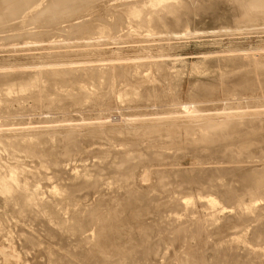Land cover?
<instances>
[{
  "label": "rangeland",
  "instance_id": "rangeland-1",
  "mask_svg": "<svg viewBox=\"0 0 264 264\" xmlns=\"http://www.w3.org/2000/svg\"><path fill=\"white\" fill-rule=\"evenodd\" d=\"M61 1L63 3H65V2L69 3L70 0H68V1L67 0H61ZM130 1L129 0H125V1L124 0H112L110 3H108L109 0H101L99 2L96 1L97 3L96 2L94 3V7L97 5L98 9L96 6L95 8L92 7L91 10H88L90 12L93 9L96 10V12H94V10L92 11L94 14L89 12L90 14H88L89 15L88 17L85 14L88 12L83 11L85 15H82L83 12H80V14H78V13L74 12L76 10L74 8L75 6L73 7L74 9H72V5H70L68 10L69 11L72 10V12L66 11V13H68V14H65V16L60 18L61 20L60 19L53 20V18L56 19L59 15L57 17L56 16L54 17V15L50 16L51 14H49L52 21L57 22L60 20V21H62L63 24L59 21L58 23H60V24L57 23V26H55L57 28H55L53 26V23H55V22H52L49 19L48 20L49 23H48L45 21V19L47 20V17H45V19H43V21L41 20L42 22L39 21V23H36L37 24L36 26L35 25L33 26L34 28H36L35 31H34L33 27L31 28L32 31L29 32L31 34H29L26 31V28L23 26V25H26V24H24V20H21L23 18L19 19L20 22L18 21L16 23V26L14 25L15 29H14V27H11L13 29H10V27H7L9 30L8 31L6 28V25L3 24L0 26V28L2 29V30L0 29V75L3 77L2 78L0 76L2 78V80L0 78V81L2 82V83L0 82L1 86L4 85L5 83L10 82L13 79L11 77H4L10 73H11V76H14V75H18V74H27L28 73L27 71H29L31 73H33V72L35 73L37 71L38 72H41V71L45 72V71H50V70L54 71L57 69L58 70H68V69L71 70L74 68L75 69L78 68V69H82V70L84 69V72H86V71L90 70V66L93 69L97 68V71L99 69V71H98L99 73L105 72L104 74L102 73V74L98 75L99 76L98 78H100L101 80L98 79L99 81L98 80L97 81L99 82V85L95 84L97 86H94L95 89L97 90V92L95 91L93 97L88 99V100H91L92 102H90L88 100L82 101L84 104L82 102H78V103L76 102V104L74 106V101L73 102L70 101L69 103L66 102L67 104L63 103L62 105L53 103L55 105L54 106V105H52V103L51 104L47 103L44 99H41V100L38 99L37 98L38 94L37 95L34 94L31 96L26 95V97H23L24 95H22V96L18 95L19 99L16 96H14L13 98H11L10 100H8L6 102V104L8 102H10V103H8V105L5 104L6 105L5 107H3L2 109L0 108L1 109L0 110V124H1L0 125L1 126L0 134L2 133V135H0V136L1 137L5 136L4 140L1 137L0 138L3 141H5V139L8 140L9 138L11 140H13L14 139L13 137H16V136H17V140H22V139L24 140L25 136H27V137H25V139L35 138L36 136H38L37 138H39V137L41 138L42 134L44 135L42 138H45V139L47 137H48L47 139H51V138L53 139L55 136H57V138L53 139V142L57 140L56 142H54L56 147L54 145H53L54 147L52 146V151H55L54 153H56V154L52 153V151H51V154H52L51 159L54 157V162H57V163L60 162L59 165L61 166V168L64 167L62 169L64 172H67V174H71V175H73V174L77 175L76 176L77 178H80L78 176L79 175L78 173H81L84 170L89 171V169H90V172L93 174V176H95L97 174L95 178H98V179H96V184L94 183L95 185L92 183H86L84 185H80L81 181H79V180H81V179L78 180V179H76V177H74L72 179V181L71 180L70 181L65 180V181L61 182L58 179H55V176L53 174L54 172L52 171L53 173H50V170H49V172L48 171L47 172L50 173L51 176L53 174L52 177L55 180L50 176V174L47 173V175H49L50 179L48 178L46 180V179H44V177L39 176L40 178H36V179L38 181L39 180L40 181L38 182L37 180H34L35 181L34 184L38 185V186L40 185L42 187V188H40L41 192H43L42 189L45 190L42 193L45 197L41 196L42 198L44 197V198H50L51 199L50 202L53 204V206L51 203H49V205H50V211H51L52 215L54 214L53 216H55V213H56V216L58 214H60V212H58L59 209L61 211L64 210V212H65L64 218H67L68 220H72V221L74 220L75 222H77L85 233V236H83V237H85V239H87L89 236H91L94 233L92 230V227L89 225L91 222V218L93 216L100 217V216H104V215H109L110 212H108V211H111L112 215L113 214L116 215V217H114V219L116 220L114 222V224H115V227L117 226V228H114V229H117V230H114V232L112 233V238L109 237V239H108L109 240L108 244L111 246V247H109V251H111V253L108 255H115L116 258L114 257V261H117V260L119 261V259H120V260H122L121 262H123L124 258L127 259L126 261L133 260L132 257L137 256L140 253L139 255L142 256V261L141 260H139L140 262L136 261V262H134L135 264L136 263L137 264H144V263L145 264L146 263L147 264H185L182 261L183 257H184V261L185 260L188 261V260L192 259L193 264H204V262H205V264H211V263L212 264H218V263L219 264H224V263L225 264H251V263L252 264H262V262L264 264V251H262V250H264V246H263L264 245V221H263L264 220V212H263L264 211V207H263L264 206V194H263L264 193L263 192L264 191V184L262 183L263 185H261V183H260L259 184L260 186H259L258 183L254 182L256 184L255 185L252 181V180H254V181L257 180V178H259V175H260V177L264 176V173H263V171H264V72H262V71H264V69H263L264 68V20H263L264 17H263V15H257V16H255L256 18L253 17V21L251 20L252 18L248 19L246 17V19H245V17H242L243 14H242V12H240L241 10H240L239 6L236 4L234 5V2L231 3L233 0H231V1L230 0H178V1L174 0V2H173V0H170V1L167 0V2H166L167 4H177L178 6L176 5V7L179 8V6H182L183 8L180 7V9H181L180 11L179 10H173L174 8L173 9L167 8V10H168L167 11L164 8V9H162L163 12L160 11V14L157 12V15L160 16V18L156 16V13H154V15L151 16V18L149 19V23L147 24V26H145L146 28L142 27V26L140 28L139 23H137V24L135 23V22H137V20L140 19V15L138 16V14H135L136 12L135 13L130 12L131 14L130 13L129 14L131 15V18L133 20H131L129 22L130 15H129V17L127 16L125 18L126 19L125 27H124V25H123V27L120 26L116 29L118 31H116V30L114 31L113 30L114 28L111 26V25H113V23H112L113 17H111V15H110L111 12L113 14H115L114 12H116V13L120 12V10L124 9V7H125L124 5L128 6L130 3H132V4L134 3V4L139 5V6L143 5L142 7L146 6L147 7V8L145 7L146 9L149 8L148 3L147 4L144 3L145 1H148V0H142L141 2H143L144 4L140 3L139 0L138 1L132 0L133 2L132 1L130 2ZM164 1H166V0H163L162 2H164ZM137 2L139 4H137ZM70 3H72V2L70 1ZM183 3H185V4H183ZM41 4L43 6L45 3H41ZM140 4H142V5H140ZM180 4H182V5H180ZM103 6H104V8H103ZM105 8H106V10H105ZM32 9H28V12H29V10H32ZM107 9H108V11H107ZM109 9H111L112 11L111 10L109 11ZM175 9H177V8H175ZM165 10L168 12V15H170L172 18L170 16L166 15L167 12ZM172 11H174V12L178 11V13L180 12L182 15L179 13L180 16H178L177 12L172 13ZM102 12H104V13H102ZM108 12H109V15H108ZM257 12L258 11H256L255 14H257ZM164 13H165V15H164ZM76 14H77V16H76ZM100 14H103L105 19L107 17V19L109 21H112V22L108 23V21L106 19L105 20L106 23H105L103 21L104 17L102 19V15L100 17ZM113 14H112V16H113ZM134 14L137 16L134 17L133 16ZM171 14H173V15H171ZM46 15H48V13H44V16H46ZM93 15H96V16H93ZM106 15H108V16H106ZM80 16L82 17L81 21H80V19H81ZM64 18H66V20ZM135 18H136V21H135ZM173 18H175L176 21ZM242 18L245 20V22L243 21ZM258 18H259V21H258ZM160 19L161 20L165 19V20L161 21ZM177 19H179L180 21ZM240 19H242V20H240ZM90 20H92L93 22ZM101 20H102V22H101ZM249 20L252 22H250ZM255 20H257L258 22H255ZM89 21H90V23H89ZM132 21H135V22L132 24ZM163 21H165L167 24ZM237 21H238V24H237ZM50 22L52 23V25L49 26ZM77 22H79V23H77ZM84 22H85V24H84ZM91 22L93 24H95V26ZM152 22H154V23H152ZM172 22H174L175 24ZM241 22H243V23H241ZM80 23H82L83 25H88L87 26L88 28L81 26L82 30H85V31H81V28L79 30L77 29L78 31L76 29H73L74 27L72 28L73 24H74V26H76V28H79L80 25H82ZM97 23H99V24H97ZM100 23H101V25H100ZM161 23L163 26L161 25ZM20 24H23V25H20ZM134 24H135V26H134ZM168 24H169V26H166ZM89 25H91L90 29H89V27H90ZM97 25H98V27H97ZM51 26H53V28ZM93 26L95 28H93ZM99 26H101L100 28H102V29L105 28V31L108 30L109 27L111 26L110 29L112 30V32L110 29L108 32H105L104 29L103 30L99 29ZM48 27H51V29ZM152 27L154 29H152ZM167 27H168V29H167ZM3 28H5V29H3ZM21 28L23 30H21ZM86 28L90 31H88V30L86 31ZM106 28H108V29H106ZM150 28L152 30H150ZM63 29H65V30H63ZM95 29L97 31H95ZM99 30H100V32L104 31V32H102V34H105V35H103V36H102V34L100 35V32L96 33ZM71 31L73 33H71ZM148 31H150L151 33ZM66 32H68V33H66ZM74 32L77 34H74ZM109 32H111V33H109ZM81 33H83L85 36ZM126 33H129V34H126ZM23 34H25V36ZM71 34H74V35L71 36ZM78 34H80V35H78ZM10 35H11V37H10ZM13 35H14V37H13ZM37 35H39V36H37ZM98 35H100V36H98ZM3 37H5V38H3ZM44 37H45V39H43ZM18 39H20V40H18ZM5 41H7V42H5ZM36 41H37V44L35 43ZM94 43H95V45H94ZM84 44H86V45H84ZM30 46H31V48H30ZM70 46H72V47H70ZM61 54H62V56H61ZM261 65H263V66H261ZM118 66L121 68V72L124 69H128V70H126L127 73H125L126 72L125 70L123 71L125 74L122 72V75L124 74L125 76L123 75L124 78L122 77V75L119 77V81H120L119 84H118V78L115 80L108 81L110 79V77H109V74L107 73V71L111 70V67H118ZM122 66H123V69H122ZM47 67H48V69H47ZM259 68H261L262 71ZM41 69H43V70H41ZM133 70H134V72H133ZM90 71H93V70H90ZM128 71L132 72V75L134 74V77L137 78L138 80L132 79V81H131L130 79L133 76L131 75V77H130L131 73ZM135 71H137V72H135ZM148 71H150V72H148ZM93 72H95V71H93ZM14 73H16V74H14ZM106 73L108 74L107 77L105 76ZM135 73H136V76H135ZM127 75H129L130 78ZM8 76H10V75H8ZM101 77H103V78H101ZM125 77H126V80H125ZM127 77L129 80L127 79ZM9 78H10V80H9ZM121 78L124 79V81H123L124 83L121 82V80H120ZM146 78H147V80H146ZM105 79H108V80H105ZM141 79H143V80H141ZM125 81H127V82H125ZM130 81L132 84L134 83L133 85L137 86L135 88L140 90V93H138L139 91L136 92L137 89H135V92L137 94L134 93L131 96L134 98L137 95L134 99H132L130 96H128V97L123 96L125 91H127L130 88L129 87ZM98 82H96V83H98ZM101 82L104 84V85L102 84V88L104 87L103 89L100 86ZM113 82H116V83H113ZM107 84L110 86L111 85L114 86L113 87L114 89L112 87H109ZM139 85H140V87H139ZM98 86H99V88H97ZM105 86H107V87H105ZM2 87H4V86H2ZM231 87H232V89H231ZM108 88H109V90H108ZM100 90H103L102 92H104V93H102ZM105 90H106V92H105ZM110 90H112V91H110ZM159 90H160V92H159ZM231 91H233V92H231ZM149 92H150V94H149ZM203 92H205V93H203ZM96 94L97 95L101 94V95L97 96ZM109 94H110V96H109ZM120 94H122V96H120ZM141 94H143V95H141ZM144 94H146V95L144 96ZM154 95H155V97H154ZM33 96H35V97H33ZM31 97L34 99H32ZM97 98H99V99L97 100ZM15 100L16 101L18 100V102H16ZM21 100H23V101H21ZM38 101H39V103H38ZM13 102H14V104H13ZM87 102H89V103H87ZM200 102H202V103H200ZM37 103L39 104L38 106H37ZM40 105L43 108H41ZM76 105H78V106H76ZM155 105H157V106H155ZM205 105H207V106H205ZM7 106H9V108ZM44 106H45V108H44ZM48 106L50 108L46 109V108H48ZM52 106L55 109H53ZM5 108H6V110H5ZM17 108H19V109H17ZM39 108H41V110ZM58 108H61V109H58ZM3 109L5 110V113H4ZM48 113H49V115H48ZM256 113L257 114L261 113V114L257 115ZM10 114H12V115L10 116ZM13 114L14 115L16 114L17 116L15 115V117H12ZM8 115H9L10 119H9ZM3 117H6V119H8V120H6ZM44 117H46V118H44ZM254 117H256V118H254ZM258 117H259V119H258ZM230 119H231V122H230ZM11 121L13 124L11 123ZM186 122H188V123H186ZM223 124H224V126H223ZM245 124H246V126H245ZM139 125H141L142 128ZM156 126H157V128L155 130L154 127H156ZM159 126H161V127H159ZM204 126L207 130H210V129L212 130V131L210 130L212 133H214V134L210 135L212 138L208 137L210 131L208 133V131L204 128ZM208 128H210V129H208ZM220 128L222 130L223 129H225V130L218 131ZM238 128H239V131H237ZM200 129H201V131H200ZM242 129H244V130H242ZM254 129L256 130V132ZM241 130L245 133H243ZM259 130H260V132H259ZM206 131H207V133H206ZM215 131L219 135L217 134L216 138L213 139V135L215 136V134H216ZM173 132H175L174 134L176 135V137L173 134ZM241 132H242V134H241ZM48 133H49V135H48ZM51 133H54V134H52L54 137L51 135ZM204 133H205V135H204ZM237 133H238V135H237ZM35 134H37V135H35ZM66 134L69 136H67ZM141 134H143V135H141ZM224 134H225V136H224ZM29 135H30V137H29ZM72 135H74V136H72ZM177 135H179V136H177ZM19 136L21 139L19 138ZM241 136H244V137H241ZM58 137H59V139H58ZM170 137H172V139H170ZM203 137H205L204 141H203ZM65 138H67V139H65ZM225 138H227V139H225ZM247 138H249V139H247ZM250 138H252V139H250ZM62 139L64 140V142ZM72 139H73V141H72ZM103 139H105V140H103ZM205 139L206 140L208 139V142ZM209 139L215 140L217 142L219 141V142H218V144H215L217 142L214 141L215 142L214 143L213 141H210ZM223 139H224V141H223ZM2 140H0V169L5 170L6 166H8L9 164L15 163V161L12 160L11 158L9 159V156L7 155V153L4 152L3 147L1 148V145H2L1 143L3 142ZM60 140H61V142H60ZM65 140H66V143H65ZM67 140H69V141H67ZM192 140L193 141L195 140V142H193ZM201 140H202V142H200ZM231 140H232V142H231ZM71 141L74 144H72ZM74 141L76 143H79V148H78V146H76V143ZM220 141L222 144H224V146L220 143ZM204 142H207L209 144L204 143ZM248 142H250L249 145H247ZM67 143H69V144H67ZM255 143H257V144H255ZM193 144H195V147H193L194 146ZM250 144H252V145H250ZM208 145H209V148H207ZM238 145L241 146V149L239 148ZM58 146H59V149H58ZM166 146H168L169 148ZM188 146H190V147H188ZM196 146L198 148H196ZM219 146H220V148H219ZM70 147L72 150L74 148L78 151L73 150L74 151L73 152L70 149ZM80 147H82V148H80ZM54 148H57L58 152H57V149L54 150ZM62 148H63L64 154H66V152H69V154H66L68 156L67 159H65L66 155L64 156V155H62L63 153H61ZM228 148L230 150H228ZM199 149H200V151H199ZM244 149H245V151H244ZM178 150H179V152H178ZM214 150H217V151L220 150V151L217 152ZM239 150H240V152H239ZM79 151H82V152H79ZM70 152L72 154H70ZM243 152H244V154H243ZM77 153H78V155H77ZM233 153H234V155L236 153L237 154L240 153L239 154L240 157L237 154L235 156L232 155ZM53 154H54V156H53ZM56 155H59V157ZM125 155H126V157H124ZM149 155L152 156V158ZM224 155H226V156H224ZM246 155L247 156L249 155V156L247 157ZM23 156H24V158H23ZM27 156H28L27 154H24V155L22 154L21 157L19 158L20 160L18 159L19 162L17 161L18 164L21 163L20 166L23 169L25 168L24 170H27L26 171L27 173L30 170L29 172L31 174L30 173L29 174L32 175L34 173H38V170L41 171L43 169L44 161L42 158L38 157V159H39L38 160V159H36L37 157L34 155H32L33 157H31V155H29V157H31V158H29V157L27 158ZM63 156H64V159H63ZM61 157H62V159H61ZM114 157L116 158V160ZM121 157H123V158L120 160ZM162 157H164V158H162ZM168 158H169V160H168ZM129 160H132V162ZM158 160H159V162H158ZM163 160H165V161H163ZM39 161H41V162L39 163ZM122 161H124V163H121ZM127 161H128V164L124 165L125 163H127ZM142 161H143V163H142ZM5 163L8 165H6ZM22 163L24 165H22ZM119 163H121V164H119ZM39 164H40V167H39ZM111 164H113V165H111ZM129 164H130V166L128 167ZM4 165H6V166H4ZM84 165H86V166H84ZM123 165H124V167H123ZM134 165H136L137 168ZM79 167H81V168H79ZM111 167H112V169H111ZM91 168H92V170H91ZM123 168H124V172H122ZM126 168H128V169H126ZM35 169H37V170H35ZM75 169L77 172L75 171ZM81 169H82V171H81ZM101 169L102 170L104 169L105 171H102ZM106 169H108V170H106ZM119 169H121V171ZM129 169H132L133 173L131 172L132 170H129ZM99 170H101L103 173ZM202 170H203V172H202ZM239 171L240 172H247V174L249 173L248 175L252 179L251 180L252 182L248 183L249 185L243 184L242 186L237 187L233 183L231 184V182L229 180H233L236 172H239ZM115 172H116V174H115ZM167 172H168V175L166 176ZM197 172H198L199 176H201V178L203 176H206L207 173H211V172L214 174H218V176L216 177L217 179L215 178L216 184H215V181L212 182L213 184L211 183V185L205 186V187H203V185H201L198 182L196 184V182H194L192 180L200 178L198 176ZM250 172L252 173L253 176L252 175L250 176V174H251ZM256 172L258 173V175ZM99 173H102V174L99 175ZM111 173L113 174V176H111L112 175ZM124 173L125 174L130 173L129 175H131V173H132V178L129 177V181H131V182L125 181V182L121 183V187H123L122 190H120L121 188L116 189L112 186H110L111 187L110 188L107 185L108 180L105 181V179L107 178L106 176L109 177L108 179H111V177H112V179H111L112 181L116 180L115 181L116 182L115 185H116L120 180L119 178H122L121 176H123ZM201 173H204V175ZM220 173H224L227 175L231 174V175L230 176H224L222 174V176H221ZM98 175L100 178L98 177ZM101 175H103V176H101ZM169 175H171L173 177V179ZM176 175H177V177H176ZM117 176H118V179H117ZM197 176H198V178H197ZM256 176H258V177L256 178ZM162 177H164L165 179H163ZM166 177L170 178V180H168ZM228 178H229V180H228ZM42 179L44 180V182ZM100 179L101 180L104 179V180H102V183H101ZM183 179L186 181L191 180L190 181L191 183H189V182H188L189 184L183 183L184 182ZM53 180L55 182L57 181L58 183H62V184H59V185H61L62 189L65 188L66 190L67 189L71 190V194H69L70 196L68 195V197L66 199L67 202L65 200H63L64 198L62 197V195H59V194H57V196L52 195V198L54 199L53 201H52V198L48 196L52 192L51 190H53L52 187L54 188V187L59 186L58 183L57 182L55 183ZM172 180L173 181L177 180V182H173ZM46 181H48V183ZM178 181L179 182L181 181L182 185H179L181 183H178ZM105 182H106L107 186L105 185ZM160 182H162V184H160ZM49 183L52 184V185H50L51 188L50 187L47 188V186H49ZM123 183H125V185H122ZM174 183H176V184H174ZM55 184H56V186H53ZM73 184H75V185H73ZM91 184H92V186H91ZM45 185H47V186H45ZM63 185H64V187H63ZM65 185H67V186H65ZM103 185H105V186H103ZM128 185H129V187H126ZM216 185H218V186H216ZM250 185H252L251 187H253V185H254V187L251 188ZM95 186H97V187H95ZM179 186H181V187H179ZM210 186H211V188H210ZM243 186H245V188H243ZM69 187H71V188H69ZM75 187H77V188H75ZM80 187H81V189H79ZM99 187H100V189H99ZM260 188H261V190H260ZM218 189H221V190H218ZM46 190L49 192V194H46V192H47ZM73 191L75 193H73ZM130 191H132V192H130ZM104 194H105V196H104ZM215 195H217V196H215ZM113 196H114V199L117 198L118 200L116 199L114 202ZM138 196H139V198H138ZM6 197L7 196H3L2 194H0V213H1V219L0 220L3 222V223L2 222L0 223V227L2 229L5 228V230L0 229V235L1 234L6 235V236L5 235L0 236V264H12V263L13 264H33V263L34 264H49L50 263L49 258H47L48 256H47L46 251L45 250L43 251V249L41 247H37L36 249L26 247L24 240H22V238L20 237L22 234V231L23 232L35 231L34 233L37 236L42 234V236H44V237L41 236V240L45 241V239H49L48 243L50 245L52 244L53 248L54 247H60L61 249L67 248L66 252H63L65 257H63V255L61 257V262L67 264L68 263L67 260H70V258H68V257H71L69 252H68V248H69V244H70V242H69L70 238L67 236H64V235H60L61 237H59V235L56 236V233L51 232L53 230V226L49 225L50 223L48 220H50V222H55V221L49 218L47 220L46 219H44V220L40 219V221H39V219H37V221H34V223H35V224L33 223L34 225L31 223H29L30 225L28 223H24V222H22L24 220L18 218L19 217L18 214H17L18 217L15 216L16 211H18V210L11 203V200L9 201V199L8 198L6 199ZM141 197H142V200H141ZM147 197H149V199ZM106 198H109L108 199L109 201L108 200L106 201ZM73 199H74V201H73ZM122 199H123V201H122ZM193 199H195V200H193ZM7 200L11 204L6 205ZM57 200H58V203H56ZM61 200H63V201H61ZM252 200L254 202L255 201L256 202L254 203ZM44 201H46V199L45 200L43 199V203H44ZM133 201H134V203H133ZM180 201H181V203H180ZM40 202H42V199H40ZM101 202H102L103 207H102V205L100 207ZM125 202L127 204H125ZM128 202H130V203H128ZM143 202H144V204H143ZM173 202H175V203H173ZM136 203H138V204H136ZM139 203H141L142 206ZM147 203L149 205H146ZM191 203H192V205H191ZM75 204H77V205H75ZM108 204H109V206H108ZM135 204H136V207H135ZM255 204L257 207L255 206ZM124 205H125V207H124ZM191 206L193 208H190ZM245 206H248V207H245ZM142 207H144V208H142ZM56 208H58L57 211H56ZM108 208L115 209L114 210L115 212H113V209H108ZM99 209L100 210L102 209V210L100 211ZM104 210L106 212H108L109 214L106 213ZM75 211L76 212L78 211L77 213L80 212L78 214V216H77V213ZM93 211H95V214ZM165 211H167V212H165ZM244 211H245V213H244ZM187 212H189V214ZM246 213H247V215H246ZM73 214L76 216H74ZM86 214H88V215H86ZM90 214H91V216H90ZM84 215H86V216H84ZM235 215L237 216V218ZM2 216H3V218H2ZM250 216H251V218H250ZM71 217H72V219H71ZM211 217H212V219H211ZM76 218H78V219L80 218V220H78ZM213 218H214V220H213ZM6 219H8V222L6 221ZM82 219H84V220L81 221ZM154 219H156V220H154ZM4 220L8 224L7 225L8 229L3 226L6 224L4 222ZM47 221H48V223H47ZM203 221H204V223H202ZM170 222H171V224H170ZM16 223H18V225ZM210 223H212V225ZM1 224H3V225H1ZM81 224H83V227L81 226ZM88 225L90 228L88 227ZM171 225H172V227H171ZM27 226H29L30 229L27 228ZM30 226H32V228ZM43 226L46 228H44ZM47 226H48V228H47ZM19 227H21V229ZM185 227H186V229H185ZM199 227H200V229H198ZM16 228H17V231H16ZM18 228H19V230H18ZM33 228H36V229H33ZM49 228H50V230H49ZM86 228L88 230H86ZM245 228H247V229H245ZM252 228L254 230H252ZM6 229L9 231L6 232ZM10 229H11V232H10ZM12 229L14 230V232H16V234H19L18 232L20 231V236L19 235L16 236V234L13 232ZM25 229H26V231H25ZM46 229L48 231H46ZM202 230H203V232H202ZM262 230H263V232H261ZM115 231L117 232V234L114 235ZM2 232H5V233H2ZM36 232L39 234H37ZM47 232L50 233V235ZM210 232H212V234ZM46 233L48 236H46ZM183 233H184V235H183ZM199 233H200V235H199ZM251 233H253V234H251ZM185 235H186V237H185ZM204 235H206V236H204ZM45 236H46V238H45ZM113 236H114V238H113ZM124 236H125V241H124ZM210 236H211V238H210ZM54 237H56V238L54 239ZM175 237L178 239H176ZM183 238L185 240L187 239L186 240L187 242ZM229 238H230V240H229ZM231 238H232V240H231ZM59 239H61V240H59ZM117 239H119V240H117ZM127 239H128L129 244H127L128 243ZM217 240H219V241H217ZM226 240L230 241L229 245L227 244L228 242L224 243ZM53 241H54V243H53ZM65 241L66 242L68 241V243H66ZM58 242H59V244H58ZM122 242H123V244H122ZM118 244H119V246H118ZM124 244L126 246L128 245V247H129L128 252L123 251L122 245H124ZM195 244H197V245H195ZM220 244L222 247H219ZM225 244H227L228 246ZM230 244H231V247H230ZM130 245H132V246H130ZM43 246L44 245H42V247ZM114 246L117 248V250ZM120 246H121L122 251L120 250ZM184 246H185V248H184ZM224 246L226 247V249ZM247 247H248V250H247ZM21 248H22V250H21ZM38 248L39 249L41 248L40 249L41 251ZM28 249L35 250L36 255L33 254L34 253L33 251H30V250L28 251ZM131 249H132V251H131ZM135 249L137 251H135ZM85 250L80 252V253H78V251H74V256L71 257V259L73 260V262L75 264H78V263L79 264H82V263L83 264H89V263H91V264H108L107 259H103L102 256L100 255L102 252V251H100L101 248L98 249V247H95L94 251L96 252V254L94 251H92V254H91L92 256H90L91 259L87 256L88 252ZM112 250H114V252H112ZM181 250L183 252H181ZM187 250H188V252H187ZM107 252H108V249H107ZM185 252H187V254H185ZM250 252H252V253H250ZM258 252H260L261 254ZM76 253L78 256L76 255ZM81 253L83 254V256ZM178 253H179V256H178ZM182 253L184 254V256ZM190 253H191V256H190ZM79 254H81L83 259L80 258ZM130 254H132L130 256L131 258L129 257ZM194 254L195 255L197 254V255L195 256ZM125 255H126V257H125ZM255 255L258 257L260 256V257L258 258ZM84 256L86 259L84 258ZM94 256H96V257H94ZM181 256H182V258H181ZM255 257L259 260L257 261V259ZM153 259H154V261H153ZM75 260H77V261H75ZM180 260L182 261V263H180L181 262ZM231 260H233V261H231ZM143 261H144V263H143ZM187 261H185V262H187ZM230 262H232V263H230Z\"/></svg>",
  "mask_w": 264,
  "mask_h": 264
},
{
  "label": "bare ground",
  "instance_id": "bare-ground-1",
  "mask_svg": "<svg viewBox=\"0 0 264 264\" xmlns=\"http://www.w3.org/2000/svg\"><path fill=\"white\" fill-rule=\"evenodd\" d=\"M68 1V0H67ZM70 1L72 2V3H70ZM69 1V3L67 2H65V3H63L61 0H0V26L1 25H6V28L7 27H10V29H13V28H11V27H14V29H15V26H16V23L19 21L20 22V20L19 19H21V18H23V19H21V20H24V24H26V25H23V24H20V25H23L25 28H26V31L29 33V32H31L32 30H31V28L35 25H37L36 23H39V21H43V19H45V17H47V20L45 19V21L46 22H48V20L50 19L51 20V18H50V16H52V15H54V17L56 16H58L56 19H54L53 18V20H58V19H60V18H62L63 16H65V14H68V13H66V11H68V12H72V10H68L69 9V6L70 5H72V9H76L74 12H76V13H78V14H80V12H88V13H85L86 14V16L88 17L89 15L88 14H90V13H92V14H94L92 11L94 10H92L91 12L90 11H88V10H91L92 9V7L93 8H95L94 7V3L96 2V1H101V0H70ZM112 0H109V2L108 3H110ZM125 1V0H124ZM130 1V0H129ZM132 1V0H131ZM130 1V2H131ZM138 1V0H137ZM142 0H139V2L140 3H142V4H147L148 3V5H149V8L148 9H146L145 7H142L143 5L142 4H140V5H142V6H139V5H136V4H132V3H128L129 5L128 6H126V5H124L125 7H124V9L123 10H120V12H114L115 14H113L112 12H111V17H113V22L112 21H109L108 19H107V17H106V19H107V21H108V23L109 22H112L113 23V25H111L114 29V31L118 28V27H120V26H122L123 27V25H124V27H125V21H126V17L128 16L129 17V15L131 14L130 12H136L135 14H138V16L140 15V19L139 20H137V22H135L136 21V18H135V21H132V24L135 22L136 24L137 23H139V26H140V28H141V26L142 27H145V26H147V24L149 23V19L151 18V16H153L154 15V13H156V16L157 17H159L160 18V16H158L157 15V12L160 14V11L161 12H163L162 11V9H166L167 10V8H174L173 10H181L180 9V7H182V6H179V8L178 7H176V5L177 4H167L166 2H167V0L166 1H164V2H162L163 0H148V1H145L144 3L143 2H141ZM170 1V0H169ZM178 1V0H177ZM231 1V0H230ZM47 2V3H46ZM118 2V1H117ZM128 2V1H127ZM133 2V1H132ZM172 2V1H171ZM170 2V3H171ZM173 2H174V0H173ZM193 2V1H192ZM234 2V5L236 4V5H238L239 6V8H240V12H242V17H245V19H246V17L248 18V19H251L252 21H253V17H255V16H257V15H263V17H264V0H233L231 3H233ZM41 3H45L43 6H42V4ZM97 3V2H96ZM107 3V4H108ZM120 3V2H119ZM169 3V2H168ZM177 3V2H176ZM180 3V2H179ZM178 3V4H179ZM41 4V5H40ZM75 4V5H74ZM127 4V3H126ZM137 4H139L138 2H137ZM183 4H185V3H183ZM147 5V6H148ZM180 5H182V4H180ZM75 6V7H74ZM121 6V5H120ZM119 6V7H120ZM178 6V5H177ZM199 6V5H198ZM34 7V8H33ZM43 7V8H42ZM74 7V8H73ZM109 7V6H108ZM123 7V6H122ZM185 7V6H184ZM33 8V9H32ZM71 8V7H70ZM103 8H104V6H103ZM116 8V7H115ZM175 8H177V9H175ZM183 8V7H182ZM237 8V7H236ZM28 9H32V10H29V12H28ZM97 9H98V6H97ZM185 9V8H184ZM238 9V8H237ZM105 10H106V8H105ZM104 10V11H105ZM111 9H109V11H110ZM165 10V11H166ZM46 11V12H45ZM48 11V12H47ZM107 11H108V9H107ZM112 11V10H111ZM164 11V12H165ZM168 11V10H167ZM166 11V12H167ZM170 11V10H169ZM256 11H258L257 12V14H255V12ZM28 12V13H27ZM84 12H83V14L82 15H85L84 14ZM90 12V13H89ZM94 12H96V10H94ZM106 12V11H105ZM174 11H172V13H173ZM177 13H178V11H176ZM176 12H174V13H176ZM184 12V11H183ZM27 13V14H26ZM44 13H48V15H46V16H44ZM102 13H104V12H102ZM130 13V14H129ZM170 13V12H169ZM180 13V12H179ZM178 13V16H180V14ZM187 13V12H186ZM25 14V15H24ZM43 14V15H42ZM49 14H51L50 16H49ZM72 14V13H71ZM70 14V15H71ZM75 14V13H74ZM91 14V15H92ZM112 14H113V16H112ZM133 15L134 17H136L137 15ZM184 14V13H183ZM97 15V14H96ZM96 15H93V16H96ZM101 15H102V19H103V14H100V17H101ZM108 15H109V12H108ZM108 15H106V16H108ZM164 15H165V13H164ZM166 15H168V12H167V14ZM171 15H173V14H171ZM182 15V14H181ZM73 16V15H72ZM76 16H77V14H76ZM75 16V17H76ZM85 16V17H86ZM99 16V15H98ZM155 16V17H156ZM168 16H170V15H168ZM99 17V18H100ZM133 17V18H134ZM156 17V18H157ZM171 17V16H170ZM176 17V16H175ZM262 17V16H261ZM260 17V18H261ZM68 18V17H67ZM80 21L82 20V17L80 16ZM153 18V17H152ZM163 18V17H162ZM165 18V17H164ZM172 18V17H171ZM256 18V17H255ZM254 18V19H255ZM65 20H66V18H64ZM84 19V18H83ZM94 19V18H93ZM105 17H104V19H103V21L105 22ZM110 19V18H109ZM138 19V18H137ZM158 19V18H157ZM173 19H175V18H173ZM180 19V18H179ZM179 19H177V20H179ZM243 19V18H242ZM242 19H240V20H242ZM263 19V18H262ZM261 19V20H262ZM61 20V19H60ZM59 20V21H60ZM78 20V19H77ZM112 20V19H111ZM131 20H133L132 18H131V15H130V18H129V22L131 21ZM161 20V19H160ZM162 20H165V19H162ZM161 20V21H162ZM264 20V19H263ZM41 21V22H42ZM52 21V20H51ZM59 21H57V22H55V21H52V22H55V23H53V26L55 27V26H57V23L59 22ZM75 21V20H74ZM90 21H92V20H90ZM90 21H89V23H90ZM98 21V20H97ZM96 21V22H97ZM139 21V22H138ZM175 21H176V19H175ZM180 21V20H179ZM243 21L245 22V20L243 19ZM247 21V20H246ZM250 21V20H249ZM252 21H250V22H252ZM258 21H259V18H258ZM257 20H255V22H258ZM61 23H62V21H60ZM86 22V21H85ZM85 22H84V24H85ZM93 22V21H92ZM91 22V23H92ZM95 22V23H96ZM101 22H102V20H101ZM151 22V21H150ZM163 22H165V21H163ZM249 22V23H250ZM49 23V22H48ZM73 23V22H72ZM77 23H79V22H77ZM88 23V24H89ZM106 23V22H105ZM104 23V24H105ZM152 23H154V22H152ZM158 23V22H157ZM166 23V22H165ZM172 23H174V22H172ZM241 23H243V22H241ZM240 23V24H241ZM46 24V23H45ZM56 24V25H55ZM58 24H60V23H58ZM63 24V23H62ZM80 24H82V23H80ZM93 24V23H92ZM97 24H99V23H97ZM167 24V23H166ZM175 24V23H174ZM178 24V23H177ZM237 24H238V21H237ZM252 24V23H251ZM15 25V26H14ZM19 25V24H18ZM47 25V24H46ZM50 25H52V23L50 22V24H49V26ZM79 25V24H78ZM77 25V26H78ZM94 26H95V24H93ZM100 25H101V23H100ZM109 25V24H108ZM152 25V24H151ZM155 25V24H154ZM160 25V24H159ZM161 25H162V23H161ZM257 25V24H256ZM44 26V25H43ZM53 26H51L52 28H53ZM60 26V25H59ZM62 26V25H61ZM81 26L83 27H87L88 25H80V27L79 28H76V26H74V24H73V26H72V28L73 29H80L81 28ZM90 27H89V29L91 28V25H89ZM93 26V28H95ZM110 26V27H111ZM130 26V25H129ZM128 26V27H129ZM134 26H135V24H134ZM137 26V25H136ZM138 26V27H139ZM156 26V25H155ZM163 26V25H162ZM165 26V25H164ZM166 26H169V24L168 25H166ZM165 26V27H166ZM248 26V25H247ZM262 26V25H261ZM45 27V26H44ZM51 27H48V28H50L51 29ZM97 27H98V25H97ZM96 27V28H97ZM101 26H99V29H102V28H100ZM107 27V26H106ZM110 27H109V29H110ZM137 27V28H138ZM154 27V26H153ZM152 27V29H154ZM176 27V26H175ZM253 27V26H252ZM18 28V27H17ZM24 28V29H25ZM30 28V29H29ZM34 28V27H33ZM55 28H57V27H55ZM54 28V29H55ZM88 28V27H87ZM86 28V31L88 30ZM92 28V29H93ZM133 28V27H132ZM136 28V29H137ZM146 28V27H145ZM1 29V28H0ZM3 29H5V28H3ZM28 29V30H27ZM35 29L36 28H34V31H35ZM42 29V28H41ZM47 29V28H46ZM85 29V28H84ZM91 29V30H92ZM104 29V31H105V28H103ZM102 29V30H103ZM106 29H108V28H106ZM109 29L108 30H106L105 32H108L109 31ZM139 29V28H138ZM143 29V28H142ZM148 29V28H147ZM151 28H150V30H152ZM166 29V28H165ZM167 29H168V27H167ZM2 30V29H1ZM7 30H8V28H7ZM21 30H23L22 28H21ZM63 30H65V29H63ZM62 30V31H63ZM77 30V31H78ZM94 30V29H93ZM111 30V29H110ZM132 30V29H131ZM146 30V29H145ZM157 30V29H156ZM9 31V30H8ZM53 31V30H52ZM67 31V30H66ZM81 31H85V30H82V28H81ZM88 31H90V30H88ZM95 31H97L96 29H95ZM104 31H101L100 32V30L98 31V32H96V33H99L100 32V35L102 34V32H104ZM116 31H118V30H116ZM141 31V30H140ZM3 32V31H2ZM7 32V31H6ZM25 32V31H24ZM76 32V31H75ZM74 32V34H77V33H75ZM94 32V31H93ZM92 32V33H93ZM111 32H112V30H111ZM111 32H109V33H111ZM148 32H150V31H148ZM159 32V31H158ZM13 33V32H12ZM18 33V32H17ZM22 33V32H21ZM49 33V32H48ZM66 33H68V32H66ZM70 33V32H69ZM71 33H73L72 31H71ZM79 33V32H78ZM86 33V32H85ZM91 33V32H90ZM143 33V32H142ZM151 33V32H150ZM29 34H31V33H29ZM55 34V33H54ZM74 34H71V36L72 35H74ZM81 34H83V33H81ZM126 34H129V33H126ZM8 35V34H7ZM16 35V34H15ZM24 36H25V34H23ZM43 35V34H42ZM47 35V34H46ZM78 35H80V34H78ZM77 35V36H78ZM84 35V34H83ZM91 35V34H90ZM100 35H98V36H100ZM103 35H105V34H102V36ZM18 36V35H17ZM37 36H39V35H37ZM48 36V35H47ZM56 36V35H55ZM85 36V35H84ZM87 36V35H86ZM125 36V35H124ZM130 36V35H129ZM10 37H11V35H10ZM13 37H14V35H13ZM19 37V36H18ZM27 37V36H26ZM29 37V36H28ZM32 37V36H31ZM57 37V36H56ZM119 37V36H118ZM3 38H5V37H3ZM30 38V37H29ZM96 38V37H95ZM38 39V38H37ZM43 39H45V37L43 38ZM68 39V38H67ZM79 39V38H78ZM86 39V38H85ZM18 40H20V39H18ZM26 40V39H25ZM42 40V39H41ZM48 40V39H47ZM98 40V39H97ZM13 41V40H12ZM27 41V40H26ZM128 41V40H127ZM5 42H7V41H5ZM30 42V41H29ZM36 44H37V41L35 42ZM57 43V42H56ZM146 43V42H145ZM54 44V43H53ZM81 44V43H80ZM92 44V43H91ZM100 44V43H99ZM43 45V44H42ZM84 45H86V44H84ZM94 45H95V43H94ZM129 45V44H128ZM150 45V44H149ZM68 46V45H67ZM56 47V46H55ZM70 47H72V46H70ZM81 47V46H80ZM100 47V46H99ZM28 48V47H27ZM30 48H31V46H30ZM35 48V47H34ZM77 48V47H76ZM109 49V48H108ZM75 51V50H74ZM122 51V50H121ZM85 52V51H84ZM99 53V52H98ZM78 54V53H77ZM60 55V54H59ZM76 55V54H75ZM263 55V54H262ZM58 56V55H57ZM61 56H62V54H61ZM64 56V55H63ZM68 56V55H67ZM82 56V55H81ZM77 57V56H76ZM130 57V56H129ZM68 58V57H67ZM105 58V57H104ZM128 58V57H127ZM109 60V59H108ZM241 60V59H240ZM247 61V60H246ZM147 62V61H146ZM69 63V62H68ZM122 63V62H121ZM63 64V63H62ZM75 64V63H74ZM106 64V63H105ZM104 64V65H105ZM118 64V63H117ZM69 65V64H68ZM101 65V64H100ZM121 65V64H120ZM143 65V64H142ZM257 65V64H256ZM89 66V65H88ZM151 66V65H150ZM159 66V65H158ZM261 66H263V65H261ZM260 66V67H261ZM101 67V66H100ZM129 67V66H128ZM127 67V68H128ZM131 67V66H130ZM83 68V67H82ZM151 68V67H150ZM262 68V67H261ZM261 68H259V69H261ZM47 69H48V67H47ZM53 69V68H52ZM56 69V68H55ZM96 69V70H95ZM95 69H93V68H91V66H90V70H93V71H95V72H93V71H86V72H84V69L82 70V69H78V68H74V69H71V70H54V71H45V72H42L41 70H43V69H41L40 71L41 72H33V73H31V72H29V71H27L28 73L27 74H18V75H14V74H16V73H14L13 75L14 76H11V73L10 74H7V76H4V77H11V78H13L10 82H8V83H3L4 85H2V86H4V87H2L1 86V84H0V108L2 109L3 107H5L6 105H8V103H10V102H8L7 104H6V102L8 101V100H10L11 98H13L14 96H16L17 98H18V95H24L23 97H26V95H29V96H31V95H34V94H38L37 95V98L38 99H44L47 103H49V104H51L52 103V105H54V104H60V105H62L63 103H65V104H67L66 102H70V101H74V106H75V104H76V102L78 103V102H82V101H87L88 99H90V98H92L93 97V95H94V92L96 91L97 92V90L95 89V87L94 86H97V85H95V84H98L99 85V80H101L100 78H98L99 76V74H102L103 72H101V73H99L98 71H99V69H98V71H97V68H95ZM122 69H123V66H122ZM264 69V68H263ZM12 70V69H11ZM88 70V69H87ZM109 70V69H108ZM125 71L126 70H128V69H124ZM123 70V71H124ZM132 70V69H131ZM141 70V69H140ZM26 71V70H25ZM34 71V70H33ZM122 71V72H123ZM157 71V70H156ZM256 71V70H255ZM261 71H262V69H261ZM23 72V71H22ZM122 72H121V68L118 66V67H111V70H109V71H107V73L109 74V77H110V79L108 80V79H105V80H108V81H110V80H115V79H117L118 78V84H119V77L122 75ZM128 72H130V71H128ZM133 72H134V70H133ZM135 72H137V71H135ZM148 72H150V71H148ZM262 72H264V71H262ZM105 73V72H104ZM103 73V74H104ZM105 74V76L107 77V75L108 74ZM124 73V72H123ZM125 73H127V71L125 72ZM124 73V74H125ZM131 73V74H130ZM129 74H130V77H131V75H132V72H130ZM252 73V72H251ZM6 74V73H5ZM123 74V75H124ZM258 74V73H257ZM8 75H10V76H8ZM123 75H122V77H123ZM139 75V74H138ZM1 76V75H0ZM125 76V75H124ZM128 77H129V75H127ZM133 77H134V74L132 75ZM135 76H136V73H135ZM2 77V76H1ZM0 77V78H1ZM104 77V76H103ZM103 77H101V78H103ZM105 77V78H106ZM128 77H127V79H128ZM129 77V78H130ZM131 78L130 80L132 81V79H136V80H138L137 78ZM156 77V76H155ZM3 78V77H2ZM2 78H1V80H2ZM124 78V77H123ZM123 78H121L120 80H121V82L122 83H124L123 81H124V79ZM140 78V77H139ZM145 78V77H144ZM6 79V78H5ZM4 79V80H5ZM99 79V80H98ZM123 79V80H122ZM157 79V78H156ZM9 80H10V78H9ZM98 80V81H97ZM103 80V79H102ZM125 80H126V77H125ZM129 80V79H128ZM141 80H143V79H141ZM146 80H147V78H146ZM260 80V79H259ZM258 80V81H259ZM131 81L129 82L130 83V88L127 90V91H125V93L123 94V96H132L134 93L135 94H137L136 92H138V93H140V90L139 89H137V88H135V87H137V86H135V85H133L132 83H131ZM135 81V80H134ZM133 81V82H134ZM246 81V80H245ZM254 81V80H253ZM261 81V80H260ZM1 82V81H0ZM4 82V81H3ZM7 82V81H6ZM96 82H98V83H96ZM112 82V81H111ZM110 82V83H111ZM125 82H127V81H125ZM2 83V82H1ZM113 83H116V82H113ZM112 83V84H113ZM102 82H101V88H102ZM109 84V83H108ZM107 84V85H108ZM156 84V83H155ZM104 85V84H103ZM115 85V84H114ZM117 85V84H116ZM128 85V84H127ZM138 85V84H137ZM109 87H114V86H110V85H108ZM118 86V85H117ZM105 87H107V86H105ZM119 87V86H118ZM139 87H140V85H139ZM213 87V86H212ZM236 87V86H235ZM259 87V86H258ZM97 88H99V86L97 87ZM104 88V87H103ZM102 88V89H103ZM150 88V87H149ZM166 88V87H165ZM111 89V88H110ZM114 89V88H113ZM112 89V90H113ZM135 89H137L136 90V92H135ZM231 89H232V87H231ZM259 89V88H258ZM99 90V89H98ZM108 90H109V88H108ZM112 90H110V91H112ZM200 90V89H199ZM243 90V89H242ZM261 90V89H260ZM101 92L103 91V90H100ZM109 91V92H110ZM115 91V90H114ZM147 91V90H146ZM158 91V90H157ZM226 91V90H225ZM100 92V93H101ZM105 92H106V90H105ZM143 92V91H142ZM156 92V91H155ZM159 92H160V90H159ZM210 92V91H209ZM231 92H233V91H231ZM102 93H104V92H102ZM203 93H205V92H203ZM226 93V92H225ZM263 93V92H262ZM107 94V93H106ZM112 94V93H111ZM149 94H150V92H149ZM97 95V94H96ZM99 95H101V94H99ZM99 95H97V96H99ZM141 95H143V94H141ZM146 94H144V96H145ZM148 95V94H147ZM162 95V94H161ZM208 95V94H207ZM236 95V94H235ZM28 96V97H29ZM40 98H39V97ZM107 96V95H106ZM109 96H110V94H109ZM120 96H122V94H120ZM135 96V95H134ZM137 96V95H136ZM135 96V97H136ZM178 96V95H177ZM194 96V95H193ZM200 96V95H199ZM210 96V95H209ZM217 96V95H216ZM15 97V98H16ZM20 97V96H19ZM33 97H35V96H33ZM134 97V98H135ZM154 97H155V95H154ZM158 97V96H157ZM162 97V96H161ZM226 97V96H225ZM32 98V97H31ZM104 98V97H103ZM114 98V97H113ZM123 98V97H122ZM132 99H134L133 97H131ZM153 98V97H152ZM160 98V97H159ZM171 98V97H170ZM202 98V97H201ZM252 98V97H251ZM19 99V98H18ZM24 99V98H23ZM29 99V98H28ZM32 99H34V98H32ZM94 99V98H93ZM99 98H97V100H98ZM138 99V98H137ZM142 99V98H141ZM194 99V98H193ZM212 99V98H211ZM219 99V98H218ZM247 99V98H246ZM43 100V101H44ZM126 100V99H125ZM146 100V99H145ZM217 100V99H216ZM16 101V100H15ZM21 101H23V100H21ZM26 101V100H25ZM88 101H90V102H92L91 100H88ZM190 101V100H189ZM226 101V100H225ZM240 101V100H239ZM16 102H18V100L16 101ZM20 102V101H19ZM36 102V101H35ZM71 102V103H72ZM122 102V101H121ZM160 102V101H159ZM207 102V101H206ZM26 103V102H25ZM38 103H39V101H38ZM37 103V106L39 105ZM54 103V104H53ZM70 103V104H71ZM83 103V102H82ZM87 103H89V102H87ZM98 103V102H97ZM200 103H202V102H200ZM226 103V102H225ZM245 103V102H244ZM6 104V105H5ZM13 104H14V102H13ZM23 104V103H22ZM84 104V103H83ZM187 104V103H186ZM219 104V103H218ZM261 104V103H260ZM263 104V103H262ZM19 105V104H18ZM45 105V104H44ZM80 105V104H79ZM125 105V104H124ZM55 106V105H54ZM57 106V105H56ZM65 106V105H64ZM76 106H78V105H76ZM101 106V105H100ZM103 106V105H102ZM155 106H157V105H155ZM205 106H207V105H205ZM254 106V105H253ZM8 108H9V106H7ZM6 107V108H7ZM22 107V106H21ZM36 107V106H35ZM40 107H41V105H40ZM53 107V106H52ZM59 107V106H58ZM180 107V106H179ZM183 107V106H182ZM190 107V106H189ZM193 107V106H192ZM6 108H5V110H6ZM20 108V107H19ZM19 108H17V109H19ZM23 108V107H22ZM37 108V107H36ZM41 108H43V107H41ZM41 108H39L40 110H41ZM44 108H45V106H44ZM50 107L48 106V108H46V109H49ZM68 108V107H67ZM73 108V107H72ZM160 108V107H159ZM227 108V107H226ZM0 109V110H1ZM53 109H55L54 107H53ZM58 109H61V108H58ZM70 109V108H69ZM80 109V108H79ZM138 109V108H137ZM224 109V108H223ZM4 110V109H3ZM5 110H4V113H5ZM21 110V109H20ZM19 110V111H20ZM51 110V109H50ZM117 110V109H116ZM201 110V109H200ZM243 110V109H242ZM261 110V109H260ZM11 111V110H10ZM14 111V110H13ZM38 111V110H37ZM55 111V110H54ZM57 111V110H56ZM67 111V110H66ZM3 112V111H2ZM8 112V111H7ZM15 112V111H14ZM50 112V111H49ZM86 112V111H85ZM258 112V111H257ZM3 113V114H4ZM12 113V112H11ZM22 113V112H21ZM76 113V112H75ZM196 113V112H195ZM243 113V112H242ZM263 113V112H262ZM2 114V113H1ZM26 114V113H25ZM81 114V113H80ZM84 114V113H83ZM182 114V113H181ZM257 114V113H256ZM258 114H261V113H258ZM257 114V115H258ZM12 114H10V116H11ZM16 115V114H15ZM15 115L13 114V116L12 117H15ZM27 115V114H26ZM48 115H49V113H48ZM66 115V114H65ZM4 116V115H3ZM17 116V115H16ZM22 116V115H21ZM247 116V115H246ZM255 116V115H254ZM260 116V115H259ZM8 117H9V115H8ZM182 117V116H181ZM225 117V116H224ZM252 117V116H251ZM3 118H5L6 119V117H3ZM18 118V117H17ZM44 118H46V117H44ZM43 118V119H44ZM203 118V117H202ZM254 118H256V117H254ZM9 119H10V117H9ZM24 119V118H23ZM51 119V118H50ZM228 119V118H227ZM233 119V118H232ZM258 119H259V117H258ZM257 119V120H258ZM6 120H8V119H6ZM46 120V119H45ZM54 120V119H53ZM168 120V119H167ZM234 120V119H233ZM242 120V119H241ZM34 121V120H33ZM148 121V120H147ZM253 121V120H252ZM133 122V121H132ZM209 122V121H208ZM230 122H231V119H230ZM246 122V121H245ZM7 123V122H6ZM11 123H12V121H11ZM48 123V122H47ZM50 123V122H49ZM186 123H188V122H186ZM225 123V122H224ZM233 123V122H232ZM13 124V123H12ZM11 124V125H12ZM138 124V123H137ZM242 124V123H241ZM1 125V124H0ZM25 125V124H24ZM173 125V124H172ZM222 125V124H221ZM227 125V124H226ZM240 125V124H239ZM248 125V124H247ZM262 125V124H261ZM7 126V125H6ZM10 126V125H9ZM140 127H141V125H139ZM223 126H224V124H223ZM222 126V127H223ZM245 126H246V124H245ZM259 126V125H258ZM159 127H161V126H159ZM167 127V126H166ZM175 127V126H174ZM191 127V126H190ZM211 127V126H210ZM214 127V126H213ZM226 127V126H225ZM236 127V126H235ZM250 127V126H249ZM254 127V126H253ZM0 128H1V126H0ZM136 128V127H135ZM142 128V127H141ZM149 128V127H148ZM151 128V127H150ZM155 128V130H156V128H157V126L156 127H154ZM204 128H205V126H204ZM259 128V127H258ZM115 129V128H114ZM178 129V128H177ZM189 129V128H188ZM196 129V128H195ZM206 129V128H205ZM204 129V130H205ZM208 129H210V128H208ZM213 129V128H212ZM137 130V129H136ZM148 130V129H147ZM159 130V129H158ZM192 130V129H191ZM207 130V129H206ZM211 130V129H210ZM210 130H207L208 131V133H209V131ZM220 130H222L221 128L218 130V131H220ZM223 130H225V129H223ZM222 130V131H223ZM242 130H244V129H242ZM241 130V131H242ZM253 130V129H252ZM255 130V129H254ZM2 131V130H1ZM53 131V130H52ZM122 131V130H121ZM131 131V130H130ZM134 131V130H133ZM200 131H201V129H200ZM199 131V132H200ZM207 131H206V133H207ZM212 131V130H211ZM210 131V133H209V136L208 137H210V138H212L210 135H212V134H214V133H212ZM214 131V130H213ZM217 131V130H216ZM216 131H215V133H216ZM237 131H239V128H238V130ZM246 131V130H245ZM87 132V131H86ZM135 132V131H134ZM140 132V131H139ZM157 132V131H156ZM191 132V131H190ZM243 132V131H242ZM242 132H241V134H242ZM248 132V131H247ZM255 132H256V130H255ZM259 132H260V130H259ZM30 133V132H29ZM55 133V132H54ZM54 133H51V135L52 134H54ZM62 133V132H61ZM67 133V132H66ZM144 133V132H143ZM175 132H173V134H174ZM225 133V132H224ZM243 133H245V132H243ZM56 134V133H55ZM65 134V133H64ZM71 134V133H70ZM106 134V133H105ZM166 134V133H165ZM172 134V135H173ZM218 133H216L215 134V136L213 135V139L214 138H216V135H217ZM259 134V133H258ZM0 135H2V133L0 134ZM33 135V134H32ZM35 135H37V134H35ZM48 135H49V133H48ZM62 135V134H61ZM67 135V134H66ZM141 135H143V134H141ZM151 135V134H150ZM159 135V134H158ZM168 135V134H167ZM171 135V136H172ZM175 135V134H174ZM190 135V134H189ZM204 135H205V133H204ZM219 135V134H218ZM237 135H238V133H237ZM34 136V135H33ZM40 136V135H39ZM44 135L42 134V136H41V138L39 137V138H37L38 136H36L35 138H30V139H25V137H27V136H25L24 137V140L22 139V140H17V136L16 137H13L14 139L13 140H11L10 138V140L8 139V140H6L5 139V141H3L4 140V137L5 136H0L1 138H0V140H2L3 142L1 143L2 145H1V148L3 147V150H4V152L5 153H7V155L9 156V159L11 158L12 160H14L15 161V163H13V164H6V165H8V166H6V165H4V166H6L5 168V170H1L0 169V194H2L3 196H7L6 197V199L8 198L9 199V201L11 200V203L14 205V207L15 208H17V210L18 211H16V215L15 216H17V214H18V218H20V219H22V220H24V221H22V222H24V223H31V224H33L34 223V221H37V219H39V221H40V219H52V220H54L55 222H50V220H48L49 221V225L50 226H53V230L51 231V232H54V233H56V236H58L59 235V237H61L60 235H64V236H67V237H69L70 239H69V242H70V244H69V248H68V252H69V254H70V256L71 257H73L74 256V251H78V253H80V252H82V251H84L85 249V251H87L88 252V257L90 258V256H92L91 254H92V251H94L95 250V247H98V249H100L101 248V250L100 251H102L101 252V256H102V258L103 259H107V262H108V264H135L134 262H136V261H139V260H141L142 261V256H140L139 254V256L137 255V256H134V257H132V259L133 260H129V261H126L127 259H125L124 258V260H123V262H121L122 260H120L119 259V261L117 260V261H114V257H115V255H108V254H110L111 253V251H109V247H111L109 244H108V239H109V237H111L112 238V233L114 232V230H117V229H114V228H117V226L115 227V224H114V222L116 221L115 219H114V217H116V215H112L111 213V211H108V212H110V214L108 213V212H106L105 210V212L106 213H108L109 215H104V216H100V217H98V216H93L92 218H91V222H90V226L92 227V230H93V234L91 235V236H87L86 238L87 239H85V237H83V236H85V233H84V231L82 230V228L80 227V225L77 223V222H75L74 220L72 221V220H68L67 218H64V210L63 211H61L60 209V211L58 210V212H60V214H58L57 216H56V213H55V216H53L52 215V213H51V211H50V205H49V203H51L50 202V198H44L45 196L42 194L45 190L44 189H42L43 190V192H41V189L40 188H42L40 185V187L38 186V185H35L34 183H35V181L34 180H37L36 178H40V177H44V179H48L49 178V175H47V173L49 172V170H50V173H53L54 174V176H55V179H58L59 181H65V180H71L72 181V179L74 178V177H76L77 175H74L72 172V174L73 175H71V174H67V172H64L62 169L64 168V167H62L61 168V166L59 165V163L60 162H54V157L51 159V157H52V154H51V151H52V146L54 145L55 146V144H54V142H56V141H54L53 142V139L54 138H57V136H53L54 138L51 140V139H45V138H42ZM67 136H69V135H67ZM72 136H74V135H72ZM177 136H179V135H177ZM191 136V135H190ZM207 136V135H206ZM224 136H225V134H224ZM8 137V136H7ZM29 137H30V135H29ZM28 137V138H29ZM32 137V136H31ZM51 137V136H50ZM66 137V136H65ZM78 137V136H77ZM150 137V136H149ZM169 137V136H168ZM175 137H176V135H175ZM207 137V138H208ZM229 137V136H228ZM241 137H244V136H241ZM240 137V138H241ZM246 137V136H245ZM262 137V136H261ZM12 138V137H11ZM19 138H20V136H19ZM23 138V137H22ZM63 138V137H62ZM72 138V137H71ZM112 138V137H111ZM204 138L205 137H203V141H204ZM16 139V140H15ZM21 139V138H20ZM58 139H59V137H58ZM64 139V138H63ZM62 139V140H63ZM65 139H67V138H65ZM170 139H172V137H170ZM190 139V138H189ZM194 139V138H193ZM196 139V138H195ZM202 139V138H201ZM225 139H227V138H225ZM242 139V138H241ZM247 139H249V138H247ZM250 139H252V138H250ZM103 140H105V139H103ZM206 140V139H205ZM210 140V139H209ZM235 140V139H234ZM254 140V139H253ZM262 140V139H261ZM67 141H69V140H67ZM72 141H73V139H72ZM72 141H71V143H72ZM76 141V140H75ZM74 141V142H75ZM80 141V140H79ZM193 141V140H192ZM207 142H208V139L206 140ZM210 141H215V140H210ZM223 141H224V139H223ZM247 141V140H246ZM60 142H61V140H60ZM63 142H64V140H63ZM62 142V143H63ZM175 142V141H174ZM185 142V141H184ZM188 142V141H187ZM193 142H195V140L193 141ZM200 142H202V140L200 141ZM207 142H204V143H207ZM215 142H217V141H215ZM214 142V143H215ZM219 142V141H218ZM218 142L217 143H215V144H218ZM231 142H232V140H231ZM243 142V141H242ZM254 142V141H253ZM59 143V142H58ZM65 143H66V140H65ZM76 143V142H75ZM89 143V142H88ZM199 143V142H198ZM220 143H221V141H220ZM229 143V142H228ZM249 143L250 142H248V144L247 145H249ZM263 143V142H262ZM67 144H69V143H67ZM72 144H74V143H72ZM192 144V143H191ZM197 144V143H196ZM207 144H209V143H207ZM206 144V145H207ZM211 144V143H210ZM222 144V143H221ZM240 144V143H239ZM255 144H257V143H255ZM57 145V144H56ZM59 145V144H58ZM71 145V144H70ZM180 145V144H179ZM186 145V144H185ZM194 145V146H193ZM192 146L193 147H195V144H193ZM204 145V144H203ZM223 146H224V144H222ZM233 145V144H232ZM241 145V144H240ZM250 145H252V144H250ZM53 146V147H54ZM76 146H78V148H79V143H76ZM82 146V145H81ZM172 146V145H171ZM213 146V145H212ZM221 146V145H220ZM220 146H219V148H220ZM239 146V145H238ZM245 146V145H244ZM56 147V146H55ZM166 147H168V146H166ZM188 147H190V146H188ZM215 147V146H214ZM226 147V146H225ZM224 147V148H225ZM235 147V146H234ZM249 147V146H248ZM247 147V148H248ZM64 148V147H63ZM63 148H62V152L61 153H63ZM76 148V147H75ZM80 148H82V147H80ZM111 148V147H110ZM139 148V147H138ZM169 148V147H168ZM196 148H198L197 146H196ZM201 148V147H200ZM205 148V147H204ZM207 148H209V145L207 146ZM239 148L241 149V146H239ZM251 148V147H250ZM55 149H57V148H54V150ZM58 149H59V146H58ZM58 149H57V152H58ZM61 149V148H60ZM65 149V148H64ZM69 149V148H68ZM70 149H71V147H70ZM211 149V148H210ZM209 149V150H210ZM216 149V148H215ZM233 149V148H232ZM243 149V148H242ZM72 150V149H71ZM73 150H76V149H74L73 148ZM72 150V151H73ZM101 150V149H100ZM195 150V149H194ZM228 150H230L229 148H228ZM238 150V149H237ZM248 150V149H247ZM68 151V150H67ZM76 151H78V150H76ZM173 151V150H172ZM189 151V150H188ZM199 151H200V149H199ZM214 151H217V150H214ZM220 150H218L217 152H219ZM224 151V150H223ZM235 151V150H234ZM244 151H245V149H244ZM250 151V150H249ZM55 151H52V153H54ZM66 152V151H65ZM74 152V151H73ZM79 152H82V151H79ZM78 152V153H79ZM118 152V151H117ZM178 152H179V150H178ZM192 152V151H191ZM203 152V151H202ZM227 152V151H226ZM239 152H240V150H239ZM261 152V151H260ZM78 153H77V155H78ZM84 153V152H83ZM138 153V152H137ZM157 153V152H156ZM230 153V152H229ZM24 155V154H27L28 156H27V158L29 157V155H31V157H33L32 155H34V156H36L37 158L36 159H38V157H40V158H42L43 159V161H44V166H43V169L41 170V171H39L38 170V173H34V174H32V175H30L31 173L28 171V173L26 172L27 170H24L21 166H20V164L21 163H19L18 164V162H19V158L21 157V155ZM54 154H56V153H54ZM54 154H53V156H54ZM66 154H69V152H66ZM66 154H62V155H66ZM70 154H72L71 152H70ZM75 154V153H74ZM73 154V155H74ZM80 154V153H79ZM131 154V153H130ZM143 154V153H142ZM151 154V153H150ZM199 154V153H198ZM237 154V153H236ZM235 154V155H236ZM240 153H238L237 155H239ZM243 154H244V152H243ZM247 154V153H246ZM253 154V153H252ZM156 155V154H155ZM154 155V156H155ZM232 155H234V153L232 154ZM234 155V156H235ZM255 155V154H254ZM56 156H58L59 157V155H56ZM64 156H63V159H64ZM70 156V155H69ZM80 156V155H79ZM88 156V155H87ZM120 156V155H119ZM142 156V155H141ZM150 156V155H149ZM161 156V155H160ZM200 156V155H199ZM224 156H226V155H224ZM247 156V155H246ZM249 156V155H248ZM247 156V157H248ZM31 157H29V158H31ZM67 155H66V157H65V159H67ZM71 157V156H70ZM73 157V156H72ZM124 157H126V155L124 156ZM128 157V156H127ZM144 157V156H143ZM146 157V156H145ZM151 158H152V156H150ZM173 157V156H172ZM239 157H240V155H239ZM23 158H24V156H23ZM26 158V157H25ZM35 158V157H34ZM33 158V159H34ZM115 158V157H114ZM123 157H121L120 158V160L122 159ZM149 158V157H148ZM162 158H164V157H162ZM19 159V160H18ZM35 159V160H36ZM57 159V158H56ZM61 159H62V157H61ZM138 159V158H137ZM155 159V158H154ZM11 160V161H12ZM39 160V159H38ZM41 160V159H40ZM58 160V159H57ZM115 160H116V158H115ZM118 160V159H117ZM126 160V159H125ZM148 160V159H147ZM157 160V159H156ZM168 160H169V158H168ZM18 161V162H17ZM27 161V160H26ZM32 161V160H31ZM42 161V160H41ZM41 161H39V163L41 162ZM56 161V160H55ZM62 161V160H61ZM129 161H131L132 162V160H129ZM135 161V160H134ZM163 161H165V160H163ZM21 162V161H20ZM38 162V161H37ZM68 162V161H67ZM71 162V161H70ZM120 162V161H119ZM137 162V161H136ZM140 162V161H139ZM146 162V161H145ZM158 162H159V160H158ZM26 163V162H25ZM62 163V162H61ZM81 163V162H80ZM118 163V162H117ZM121 163H124V161H122ZM121 163H119V164H121ZM142 163H143V161H142ZM232 163V162H231ZM245 163V162H244ZM30 164V163H29ZM42 164V163H41ZM71 164V163H70ZM94 164V163H93ZM105 164V163H104ZM115 164V163H114ZM128 164V161H127V163H125L124 165H127ZM136 164V163H135ZM140 164V163H139ZM22 165H24L23 163H22ZM62 165V164H61ZM72 165V164H71ZM92 165V164H91ZM110 165V164H109ZM111 165H113V164H111ZM124 165H123V167H124ZM231 165V164H230ZM65 166V165H64ZM77 166V165H76ZM84 166H86V165H84ZM90 166V165H89ZM95 166V165H94ZM130 166V164L128 165V167ZM135 167H136V165H134ZM133 166V167H134ZM242 166V165H241ZM36 167V166H35ZM39 167H40V164H39ZM97 167V166H96ZM116 167V166H115ZM114 167V168H115ZM119 167V166H118ZM126 167V166H125ZM167 167V166H166ZM197 167V166H196ZM240 167V166H239ZM30 168V167H29ZM68 168V167H67ZM71 168V167H70ZM79 168H81V167H79ZM89 168V167H88ZM94 168V167H93ZM98 168V167H97ZM108 168V167H107ZM117 168V167H116ZM115 168V169H116ZM122 168V167H121ZM137 168V167H136ZM168 168V167H167ZM182 168V167H181ZM224 168V167H223ZM251 168V167H250ZM33 169V168H32ZM87 169V168H86ZM100 169V168H99ZM111 169H112V167H111ZM126 169H128V168H126ZM133 169V168H132ZM132 169H129V170H132ZM35 170H37V169H35ZM67 170V169H66ZM91 170H92V168H91ZM102 170V169H101ZM101 170H99V171H101ZM106 170H108V169H106ZM120 171H121V169H119ZM169 170V169H168ZM210 170V169H209ZM208 170V171H209ZM235 170V169H234ZM239 170V169H238ZM249 170V169H248ZM255 170V169H254ZM257 170V169H256ZM48 171V172H47ZM53 171V172H52ZM72 171V170H71ZM75 171H76V169H75ZM81 171H82V169H81ZM102 171H105L104 169L102 170ZM101 171V172H102ZM116 171V170H115ZM128 171V170H127ZM160 171V170H159ZM214 171V170H213ZM250 171V170H249ZM252 171V170H251ZM260 171V170H259ZM33 172V171H32ZM37 172V171H36ZM77 172V171H76ZM122 172H124V168L122 169ZM132 173H133V170L131 171ZM151 172V171H150ZM161 172V171H160ZM202 172H203V170H202ZM225 172V171H224ZM30 173V174H29ZM50 173H48V174H50ZM66 175H65V174ZM103 173V172H102ZM102 173H99V175L100 174H102ZM109 173V172H108ZM118 173V172H117ZM132 173H131V175H129L130 173H124L123 174V176H121L122 178H119L120 180H119V182L115 185V181L113 180H111L112 179V177H111V179H108L109 177L108 176H106L105 178V181L106 180H108L107 181V185L110 187V186H112V187H114V188H116V189H120V190H122V188L123 187H121V183L122 182H125V181H129V177H131L132 178ZM172 173V172H171ZM251 173V172H250ZM254 173V172H253ZM257 173V172H256ZM261 173V172H260ZM263 173H264V171H263ZM262 173V174H263ZM53 174H52V176H53ZM76 174V173H75ZM79 175V177L80 178H77L76 177V179H81V180H79V181H81L80 182V185H84V184H86V183H92V184H96V179H98V178H95L96 177V175L95 176H93V174L90 172V169H89V171H83V172H81V173H78ZM95 174V173H94ZM107 174V173H106ZM112 174V173H111ZM115 174H116V172H115ZM119 174V173H118ZM122 174V173H121ZM166 174V173H165ZM179 174V173H178ZM181 174V173H180ZM197 174H198V172H197ZM201 174H203L204 175V173H201ZM222 174L224 175V176H230V175H227V174H224V173H220V175L222 176ZM249 174V173H248ZM247 174V172H236V174H235V177L233 178V180H229V178H228V180L231 182V184L233 183L235 186H237V187H239V186H242L243 184H248V183H251L252 181H253V183L254 182H256V183H258V185L261 183V185H263L264 184V176L263 177H260V175H259V178H257L258 176H256V178H257V180H252L250 177H249V175ZM68 175V176H67ZM99 175H98V177H99ZM105 175V174H104ZM120 175V174H119ZM161 175V174H160ZM168 175V172H167V174H166V176ZM252 175V173L250 174V176ZM257 175H258V173H257ZM40 176V177H39ZM50 176H51V174H50ZM51 176V177H52ZM101 176H103V175H101ZM110 176V175H109ZM111 176H113V174L111 175ZM136 176V175H135ZM170 177H172L171 175H169ZM182 176V175H181ZM198 176H199V174H198ZM198 176H197V178H198ZM218 176V174H214V173H207L206 174V176H203L202 178H201V176H199L200 178L199 179H193L192 181H194V182H196V184H197V182L198 183H200L201 185H203V187H205V186H209V185H211V183L213 182V181H215ZM253 176V175H252ZM144 177V176H143ZM146 177V176H145ZM176 177H177V175H176ZM175 177V178H176ZM53 178V177H52ZM100 178V177H99ZM163 179H165L164 177H162ZM168 180H170V178H168V177H166ZM183 178V177H182ZM196 178V177H195ZM216 178V179H215ZM232 178V177H231ZM255 178V177H254ZM50 179V178H49ZM54 179V178H53ZM54 179V180H55ZM75 179V180H76ZM117 179H118V176H117ZM135 179V178H134ZM150 179V178H149ZM172 179H173V177H172ZM43 180V179H42ZM53 180V181H54ZM101 180V179H100ZM102 180H104V179H102ZM102 180H101V183H102ZM184 180V179H183ZM188 180V179H187ZM252 180V181H251ZM38 181V180H37ZM40 181V180H39ZM38 181V182H39ZM49 181V180H48ZM48 181H46L47 183H48ZM51 181V180H50ZM77 181V180H76ZM162 181V180H161ZM173 181V180H172ZM191 180H189V181H186V180H184V182L183 183H191L190 182ZM43 182H44V180H43ZM55 182V181H54ZM57 182V181H56ZM55 182V183H56ZM75 182V181H74ZM129 182H131V181H129ZM163 182V181H162ZM162 182H160V184H162ZM173 182H177V180H174ZM235 182V183H234ZM46 183V184H47ZM52 183V182H51ZM58 183V182H57ZM78 183V182H77ZM164 183V182H163ZM167 183V182H166ZM172 183V182H171ZM170 183V184H171ZM178 183H181V181L179 182L178 181ZM188 183V184H189ZM229 183V182H228ZM252 183V184H253ZM263 183V184H262ZM37 184V183H36ZM59 184H62V183H58V185ZM64 184V183H63ZM70 184V183H69ZM68 184V185H69ZM72 184V183H71ZM92 184H91V186H92ZM94 184V185H95ZM173 184V183H172ZM174 184H176V183H174ZM213 184V183H212ZM215 184H216V181H215ZM222 184V183H221ZM225 184V183H224ZM230 184V183H229ZM228 184V185H229ZM255 184V183H254ZM42 185V184H41ZM50 185H52V184H50L49 183V186H47V185H45V186H47V188L48 187H50ZM73 185H75V184H73ZM90 185V184H89ZM93 185V186H94ZM105 185H106V182H105ZM105 185H103V186H105ZM106 185V186H107ZM122 185H125V183H123ZM133 185V184H132ZM168 185V184H167ZM179 185H182V183L181 184H179ZM220 185V184H219ZM249 185V184H248ZM256 185V184H255ZM257 185V186H258ZM53 186H56V184L55 185H53ZM65 186H67V185H65ZM71 186V185H70ZM87 186V185H86ZM85 186V187H86ZM90 186V187H91ZM131 186V185H130ZM163 186V185H162ZM171 186V185H170ZM173 186V185H172ZM178 186V185H177ZM213 186V185H212ZM216 186H218V185H216ZM222 186V185H221ZM252 185H250V187H251ZM260 186V185H259ZM258 186V187H259ZM63 187H64V185H63ZM73 187V186H72ZM78 187V186H77ZM77 187H75V188H77ZM82 187V186H81ZM81 187L79 188V189H81ZM84 187V188H85ZM95 187H97V186H95ZM126 187H129V185L128 186H126ZM179 187H181V186H179ZM220 187V186H219ZM253 187H254V185H253ZM253 187H251V188H253ZM257 187V188H258ZM46 188V189H47ZM51 188V187H50ZM69 188H71V187H69ZM74 188V187H73ZM72 188V189H73ZM102 188V187H101ZM111 188V187H110ZM165 188V187H164ZM189 188V187H188ZM210 188H211V186H210ZM225 188V187H224ZM243 188H245V186H243ZM52 189L53 190H51L52 192L50 193V195H48L49 197H51L52 198V195H56L57 196V194H59V195H62V197L64 198L63 200H65L66 201V199H67V197H68V195L69 194H71V190L70 189H62L61 188V185H59V186H57V187H52ZM87 189V188H86ZM85 189V190H86ZM96 189V188H95ZM99 189H100V187H99ZM109 189V188H108ZM132 189V188H131ZM163 189V188H162ZM249 189V188H248ZM77 190V189H76ZM83 190V189H82ZM97 190V189H96ZM124 190V189H123ZM135 190V189H134ZM137 190V189H136ZM218 190H221V189H218ZM217 190V191H218ZM240 190V189H239ZM247 190V189H246ZM259 190V189H258ZM260 190H261V188H260ZM47 191V190H46ZM84 191V190H83ZM138 191V190H137ZM151 191V190H150ZM159 191V190H158ZM233 191V190H232ZM48 192V191H47ZM46 192V194H49V192L47 193ZM121 192V191H120ZM130 192H132V191H130ZM145 192V191H144ZM149 192V191H148ZM153 192V191H152ZM181 192V191H180ZM212 192V191H211ZM243 192V191H242ZM264 192V191H263ZM73 193H75L74 191H73ZM108 193V192H107ZM128 193V192H127ZM139 193V192H138ZM151 193V192H150ZM149 193V194H150ZM223 193V192H222ZM249 193V192H248ZM188 194V193H187ZM215 194V193H214ZM264 194V193H263ZM100 195V194H99ZM117 195V194H116ZM129 195V194H128ZM136 195V194H135ZM147 195V194H146ZM253 195V194H252ZM10 198H9V197ZM41 196H44L43 198L41 197ZM70 196V195H69ZM104 196H105V194H104ZM119 196V195H118ZM122 196V195H121ZM124 196V195H123ZM126 196V195H125ZM137 196V195H136ZM151 196V195H150ZM171 196V195H170ZM178 196V195H177ZM215 196H217V195H215ZM227 196V195H226ZM236 196V195H235ZM255 196V195H254ZM253 196V197H254ZM189 197V196H188ZM232 197V196H231ZM72 198V197H71ZM75 198V197H74ZM104 198V197H103ZM116 198V197H115ZM138 198H139V196H138ZM148 199H149V197H147ZM174 198V197H173ZM193 198V197H192ZM255 198V197H254ZM253 198V199H254ZM5 199V200H6ZM40 199H42V202H40ZM43 199L45 200L46 199V201H44V203H43ZM59 199V198H58ZM70 199V198H69ZM76 199V198H75ZM105 199V198H104ZM109 198H106V201L108 200ZM112 199V198H111ZM113 199H114V196H113ZM117 199V198H116ZM116 199H114L113 201L115 202V200ZM225 199V198H224ZM260 199V198H259ZM263 199V198H262ZM54 199L52 198V201H53ZM63 200H61V201H63ZM77 200V199H76ZM75 200V201H76ZM102 200V199H101ZM100 200V201H101ZM118 200V199H117ZM126 200V199H125ZM128 200V199H127ZM141 200H142V197H141ZM179 200V199H178ZM193 200H195V199H193ZM207 200V199H206ZM214 200V199H213ZM220 200V199H219ZM8 200H7V204L6 205H8V204H11L10 202H9ZM72 201V200H71ZM73 201H74V199H73ZM109 201V200H108ZM112 201V202H113ZM121 201V200H120ZM122 201H123V199H122ZM139 201V200H138ZM145 201V200H144ZM242 201V200H241ZM253 201V200H252ZM67 202V201H66ZM103 202V201H102ZM102 202H101V204H100V207H101V205H102ZM117 202V201H116ZM158 202V201H157ZM178 202V201H177ZM184 202V201H183ZM187 202V201H186ZM185 202V203H186ZM229 202V201H228ZM232 202V201H231ZM237 202V201H236ZM254 202V201H253ZM256 202V201H255ZM254 202V203H255ZM54 203V202H53ZM56 203H58V200H57V202ZM62 203V202H61ZM71 203V202H70ZM76 203V202H75ZM108 203V202H107ZM119 203V202H118ZM128 203H130V202H128ZM133 203H134V201H133ZM173 203H175V202H173ZM180 203H181V201H180ZM247 203V202H246ZM245 203V204H246ZM52 204V203H51ZM67 204V203H66ZM93 204V203H92ZM113 204V203H112ZM125 204H127L126 202H125ZM136 204H138V203H136ZM136 204H135V207H136ZM139 204H141V203H139ZM143 204H144V202H143ZM190 204V203H189ZM211 204V203H210ZM55 205V204H54ZM63 205V204H62ZM71 205V204H70ZM75 205H77V204H75ZM118 205V204H117ZM122 205V204H121ZM134 205V204H133ZM146 205H149L148 203L146 204ZM145 205V206H146ZM191 205H192V203H191ZM238 205V204H237ZM52 206H53V204H52ZM51 206V207H52ZM58 206V205H57ZM56 206V207H57ZM73 206V205H72ZM105 206V205H104ZM108 206H109V204H108ZM140 206V205H139ZM141 206H142V204H141ZM144 206V207H145ZM190 206V205H189ZM218 206V205H217ZM255 206H256V204H255ZM9 207V206H8ZM13 207V208H14ZM75 207V206H74ZM80 207V206H79ZM102 207H103V205H102ZM114 207V206H113ZM124 207H125V205H124ZM144 207H142V208H144ZM237 207V206H236ZM243 207V206H242ZM245 207H248V206H245ZM257 207V206H256ZM264 207V206H263ZM55 208V207H54ZM156 208V207H155ZM190 208H193L192 206L190 207ZM232 208V207H231ZM251 208V207H250ZM255 208V207H254ZM57 209L58 208H56V211H57ZM108 209H113V208H108ZM195 209V208H194ZM241 209V208H240ZM239 209V210H240ZM247 209V208H246ZM245 209V210H246ZM252 209V208H251ZM77 210V209H76ZM81 210V209H80ZM100 210V209H99ZM102 210V209H101ZM100 210V211H101ZM115 209H113V212H115L114 211ZM128 210V209H127ZM138 210V209H137ZM143 210V209H142ZM145 210V209H144ZM176 210V209H175ZM193 210V209H192ZM249 210V209H248ZM254 210V209H253ZM252 210V211H253ZM53 211V210H52ZM55 211V210H54ZM66 211V210H65ZM91 211V210H90ZM98 211V210H97ZM103 211V212H104ZM135 211V210H134ZM197 211V210H196ZM208 211V210H207ZM251 211V212H252ZM76 212V211H75ZM78 212V211H77ZM76 212V213H77ZM94 212V214H95V211H93ZM133 212V211H132ZM141 212V211H140ZM165 212H167V211H165ZM192 212V211H191ZM194 212V211H193ZM218 212V211H217ZM226 212V211H225ZM249 212V211H248ZM256 212V211H255ZM254 212V213H255ZM264 212V211H263ZM80 213V212H79ZM79 213H77V216H78V214ZM82 213V212H81ZM97 213V212H96ZM99 213V212H98ZM102 213V212H101ZM105 213V214H106ZM117 213V212H116ZM188 214H189V212H187ZM196 213V212H195ZM228 213V212H227ZM244 213H245V211H244ZM250 213V212H249ZM258 213V212H257ZM85 214V213H84ZM123 214V213H122ZM135 214V213H134ZM137 214V213H136ZM207 214V213H206ZM262 214V213H261ZM66 215V214H65ZM74 215V214H73ZM83 215V214H82ZM86 215H88V214H86ZM86 215H84V216H86ZM140 215V214H139ZM193 215V214H192ZM191 215V216H192ZM246 215H247V213H246ZM74 216H76V215H74ZM90 216H91V214H90ZM145 216V215H144ZM211 216V215H210ZM236 216V215H235ZM190 217V216H189ZM213 217V216H212ZM212 217H211V219H212ZM228 217V216H227ZM231 217V216H230ZM239 217V216H238ZM2 218H3V216H2ZM84 218V217H83ZM133 218V217H132ZM135 218V217H134ZM138 218V217H137ZM142 218V217H141ZM182 218V217H181ZM186 218V217H185ZM234 218V217H233ZM232 218V219H233ZM236 218H237V216H236ZM243 218V217H242ZM250 218H251V216H250ZM0 219H1V213H0ZM5 219V218H4ZM71 219H72V217H71ZM76 219H78V218H76ZM87 219V218H86ZM168 219V218H167ZM193 219V218H192ZM205 219V218H204ZM245 219V218H244ZM78 220H80V218L78 219ZM84 219H82L81 221H83ZM154 220H156V219H154ZM213 220H214V218H213ZM216 220V219H215ZM259 220V219H258ZM6 221L8 222V219H6ZM21 221V220H20ZM48 221H47V223H48ZM118 221V220H117ZM181 221V220H180ZM198 221V220H197ZM212 221V220H211ZM242 221V220H241ZM264 221V220H263ZM2 221L0 220V223H1ZM4 222H5V220H4ZM7 222H5L4 224L5 225H3V224H1V225H3L4 227H6L7 228ZM16 222V221H15ZM151 222V221H150ZM178 222V221H177ZM206 222V221H205ZM3 223V222H2ZM21 223V222H20ZM45 223V222H44ZM81 223V222H80ZM89 223V222H88ZM127 223V222H126ZM159 223V222H158ZM175 223V222H174ZM181 223V222H180ZM190 223V222H189ZM199 223V222H198ZM202 223H204V221L202 222ZM232 223V222H231ZM259 223V222H258ZM17 225H18V223H16ZM22 224V223H21ZM35 224V223H34ZM33 224V225H34ZM40 224V223H39ZM46 224V223H45ZM85 224V223H84ZM118 224V223H117ZM170 224H171V222H170ZM211 225H212V223H210ZM25 225V224H24ZM30 225V224H29ZM32 225V226H33ZM47 225V224H46ZM87 225V224H86ZM89 225H88V227H89ZM146 225V224H145ZM187 225V224H186ZM208 225V224H207ZM206 225V226H207ZM220 225V224H219ZM227 225V224H226ZM16 226V225H15ZM22 226V225H21ZM32 226H30L31 228H32ZM40 226V225H39ZM81 226L83 227V224H81ZM125 226V225H124ZM147 226V225H146ZM177 226V225H176ZM198 226V225H197ZM202 226V225H201ZM209 226V225H208ZM232 226V225H231ZM14 227V226H13ZM44 227V226H43ZM96 227V228H95ZM142 227V226H141ZM168 227V226H167ZM171 227H172V225H171ZM189 227V226H188ZM187 227V228H188ZM193 227V226H192ZM221 227V226H220ZM15 228V227H14ZM20 229H21V227H19ZM19 228H18V230H19ZM25 228V227H24ZM27 228H29V226H27ZM26 228V229H27ZM41 228V227H40ZM44 228H46V227H44ZM47 228H48V226H47ZM90 228V227H89ZM130 228V227H129ZM140 228V227H139ZM161 228V227H160ZM191 228V227H190ZM0 229H2L1 227H0ZM8 229V228H7ZM6 229V232H8L9 230H7ZM23 229V228H22ZM26 229H25V231H26ZM30 229V228H29ZM33 229H36V228H33ZM126 229V228H125ZM143 229V228H142ZM184 229V228H183ZM185 229H186V227H185ZM198 229H200V227L198 228ZM203 229V228H202ZM245 229H247V228H245ZM257 229V228H256ZM259 229V228H258ZM2 230H5V228L4 229H2ZM13 230V229H12ZM49 230H50V228H49ZM86 230H88L87 228H86ZM167 230V229H166ZM209 230V229H208ZM252 230H254L253 228H252ZM16 231H17V228H16ZM30 231V230H29ZM44 231V230H43ZM46 231H48L47 229H46ZM190 231V230H189ZM200 231V230H199ZM213 231V230H212ZM238 231V230H237ZM10 232H11V229H10ZM13 232H14V230H13ZM35 231H33V232H23L22 231V234H21V236H20V231L18 232L19 234H16V232H14L15 234H16V236L17 235H19L21 238H22V240H24V243H25V245H26V247L27 248H37V247H41L42 249H43V251L45 250L46 251V253H47V258H49V264H65V263H62L61 262V257H62V255H63V257H65L64 256V254H63V252H66V249H61L60 247H52V244L50 245L48 242H49V239H45V241H42L41 240V236H42V234L41 235H39V236H37L35 233H34ZM41 232V231H40ZM50 232V231H49ZM184 232V231H183ZM202 232H203V230H202ZM261 232H263V230L261 231ZM2 233H5V232H2ZM13 233V234H14ZM37 233V232H36ZM48 233V232H47ZM47 233H46V236H48L47 235ZM133 233V232H132ZM192 233V232H191ZM211 234H212V232H210ZM254 233V232H253ZM253 233H251V234H253ZM9 234V233H8ZM37 234H39V233H37ZM45 234V233H44ZM49 235H50V233H48ZM52 234V233H51ZM115 234H117V232L115 231V233H114V235ZM155 234V233H154ZM202 234V233H201ZM238 234V233H237ZM2 235H5V234H1L0 236H2ZM12 235V234H11ZM54 235V234H53ZM129 235V234H128ZM166 235V234H165ZM169 235V234H168ZM172 235V234H171ZM178 235V234H177ZM183 235H184V233H183ZM187 235V234H186ZM186 235H185V237H186ZM193 235V234H192ZM196 235V234H195ZM199 235H200V233H199ZM208 235V234H207ZM210 235V234H209ZM236 235V234H235ZM6 236V235H5ZM46 236H45V238H46ZM122 236V235H121ZM151 236V235H150ZM173 236V235H172ZM204 236H206V235H204ZM231 236V235H230ZM229 236V237H230ZM240 236V235H239ZM42 237H44V236H42ZM118 237V236H117ZM183 237V236H182ZM234 237V236H233ZM261 237V236H260ZM56 237H54V239H55ZM113 238H114V236H113ZM122 238V237H121ZM176 238V237H175ZM210 238H211V236H210ZM220 238V237H219ZM239 238V237H238ZM51 239V238H50ZM120 239V238H119ZM119 239H117V240H119ZM130 239V238H129ZM176 239H178V238H176ZM184 239V238H183ZM191 239V238H190ZM194 239V238H193ZM225 239V238H224ZM47 240V241H46ZM52 240V239H51ZM59 240H61V239H59ZM68 240V239H67ZM111 240V239H110ZM113 240V239H112ZM116 240V239H115ZM121 240V239H120ZM185 240V239H184ZM187 240V239H186ZM185 240V241H186ZM189 240V239H188ZM196 240V239H195ZM209 240V239H208ZM207 240V241H208ZM211 240V239H210ZM229 240H230V238H229ZM225 241L224 243H227L228 245H229V242L230 241ZM231 240H232V238H231ZM239 240V239H238ZM259 240V239H258ZM56 241V240H55ZM114 241V240H113ZM124 241H125V236H124ZM146 241V240H145ZM179 241V240H178ZM192 241V240H191ZM206 241V240H205ZM204 241V242H205ZM217 241H219V240H217ZM222 241V240H221ZM234 241V240H233ZM252 241V240H251ZM66 242V241H65ZM118 242V241H117ZM116 242V243H117ZM127 242H128V239H127ZM148 242V241H147ZM150 242V241H149ZM160 242V241H159ZM187 242V241H186ZM195 242V241H194ZM210 242V241H209ZM232 242V241H231ZM260 242V241H259ZM19 243V242H18ZM23 243V244H24ZM53 243H54V241H53ZM66 243H68V241L66 242ZM65 243V244H66ZM110 243V242H109ZM121 243V242H120ZM161 243V242H160ZM176 243V242H175ZM191 243V242H190ZM196 243V242H195ZM217 243V242H216ZM245 243V242H244ZM17 244V243H16ZM21 244V243H20ZM19 244V245H20ZM22 244V245H23ZM56 244V243H55ZM58 244H59V242H58ZM57 244V245H58ZM64 244V245H65ZM122 244H123V242H122ZM127 244H129V242L127 243ZM168 244V243H167ZM189 244V243H188ZM222 244V243H221ZM221 244H220V246L219 247H222L221 246ZM227 244H225V245H227ZM232 244V243H231ZM231 244H230V247H231ZM42 245H44L43 247H42ZM149 245V244H148ZM184 245V244H183ZM195 245H197V244H195ZM211 245V244H210ZM216 245V244H215ZM227 245V246H228ZM236 245V244H235ZM261 245V244H260ZM67 246V245H66ZM117 246V245H116ZM118 246H119V244H118ZM130 246H132V245H130ZM142 246V245H141ZM182 246V245H181ZM246 246V245H245ZM257 246V245H256ZM264 246V245H263ZM68 247V246H67ZM108 247V248H107ZM115 247V246H114ZM136 247V246H135ZM201 247V246H200ZM225 247V246H224ZM223 247V248H224ZM40 248V249H41ZM64 248V247H63ZM116 248V247H115ZM122 248H123V251L124 252H128V250H129V247H128V245L126 246L125 244L124 245H122ZM133 248V247H132ZM149 248V247H148ZM184 248H185V246H184ZM198 248V247H197ZM258 248V247H257ZM39 249V248H38ZM39 249V250H40ZM88 249V250H87ZM107 249H108V252H107ZM160 249V248H159ZM182 249V248H181ZM193 249V248H192ZM196 249V248H195ZM225 249H226V247H225ZM231 249V248H230ZM252 249V248H251ZM262 249V248H261ZM260 249V250H261ZM21 250H22V248H21ZM20 250V251H21ZM30 249H28V251H29ZM116 250H117V248H116ZM120 250H121V246H120ZM190 250V249H189ZM213 250V249H212ZM247 250H248V247H247ZM254 250V249H253ZM256 250V249H255ZM258 250V249H257ZM30 251H33L34 253L33 254H35V250H30ZM38 251V250H37ZM41 251V250H40ZM122 251V250H121ZM131 251H132V249H131ZM135 251H137L136 249H135ZM153 251V250H152ZM164 251V250H163ZM185 251V250H184ZM222 251V250H221ZM251 251V250H250ZM262 251H264V250H262ZM24 252V251H23ZM95 252V251H94ZM98 252V251H97ZM112 252H114V250H112ZM134 252V251H133ZM146 252V251H145ZM179 252V251H178ZM181 252H183L182 250H181ZM180 252V253H181ZM187 252H188V250H187ZM187 252H185V254H187ZM199 252V251H198ZM197 252V253H198ZM205 252V251H204ZM235 252V251H234ZM233 252V253H234ZM254 252V251H253ZM25 253V252H24ZM117 253V252H116ZM138 253V252H137ZM177 253V252H176ZM196 253V252H195ZM250 253H252V252H250ZM258 253H260V252H258ZM257 253V254H258ZM66 254V253H65ZM82 254V253H81ZM81 254H79L80 255V258H82V256H83V254H82V256H81ZM95 254H96V252H95ZM98 254V253H97ZM113 254V253H112ZM125 254V253H124ZM123 254V255H124ZM152 254V253H151ZM183 254V253H182ZM199 254V253H198ZM202 254V253H201ZM254 254V253H253ZM256 254V255H257ZM261 254V253H260ZM26 255V254H25ZM36 255V254H35ZM76 255H77V253H76ZM127 255V254H126ZM126 255H125V257H126ZM132 254H130L129 255V257L131 256ZM148 255V254H147ZM159 255V254H158ZM174 255V254H173ZM195 255V254H194ZM197 255V254H196ZM195 255V256H196ZM205 255V254H204ZM224 255V254H223ZM255 255V256H256ZM34 256V255H33ZM69 256V255H68ZM78 256V255H77ZM144 256V255H143ZM178 256H179V253H178ZM183 256H184V254H183ZM190 256H191V253H190ZM202 256V255H201ZM229 256V255H228ZM27 257V256H26ZM30 257V256H29ZM71 257H68V258H70V260H67L68 261V263L67 264H75L74 262H73V260L71 259ZM87 257V258H88ZM94 257H96V256H94ZM146 257V256H145ZM159 257V256H158ZM215 257V256H214ZM223 257V256H222ZM256 257H258V256H256ZM255 257V258H256ZM260 257V256H259ZM258 257V258H259ZM77 258V257H76ZM84 258H85V256H84ZM101 258V259H102ZM116 258V257H115ZM131 258V257H130ZM176 258V257H175ZM181 258H182V256H181ZM196 258V257H195ZM202 258V257H201ZM205 258V257H204ZM25 259V258H24ZM67 259V258H66ZM78 259V258H77ZM83 259V258H82ZM86 259V258H85ZM91 259V258H90ZM89 259V260H90ZM118 259V258H117ZM147 259V258H146ZM149 259V258H148ZM179 259V258H178ZM177 259V260H178ZM183 260V262L185 263V264H193V260L192 259H190V260H185V261H187V262H185L184 261V257L182 258ZM188 259V258H187ZM199 259V258H198ZM203 259V258H202ZM242 259V258H241ZM257 259V258H256ZM34 260V259H33ZM48 260V259H47ZM65 260V259H64ZM88 260V259H87ZM86 260V261H87ZM95 260V259H94ZM93 260V261H94ZM176 260V259H175ZM235 260V259H234ZM259 259H257V261H258ZM75 261H77V260H75ZM91 261V260H90ZM101 261V260H100ZM153 261H154V259H153ZM159 261V260H158ZM181 261V260H180ZM182 261L180 262V263H182ZM231 261H233V260H231ZM244 261V260H243ZM242 261V262H243ZM2 262V261H1ZM89 262V261H88ZM99 262V261H98ZM140 262V261H139ZM138 262V263H139ZM196 262V261H195ZM213 262V261H212ZM238 262V261H237ZM248 262V261H247ZM254 262V261H253ZM262 262V261H261ZM260 262V263H261ZM29 263V262H28ZM78 263V262H77ZM96 263V262H95ZM143 263H144V261H143ZM153 263V262H152ZM158 263V262H157ZM174 263V262H173ZM198 263V262H197ZM216 263V262H215ZM230 263H232V262H230ZM239 263V262H238ZM13 264V263H12ZM34 264V263H33ZM79 264V263H78ZM83 264V263H82ZM89 264H91V263H89ZM137 264V263H136ZM145 264V263H144ZM147 264V263H146ZM204 264H205V262H204ZM212 264V263H211ZM219 264V263H218ZM225 264V263H224ZM252 264V263H251ZM262 264H263V262H262Z\"/></svg>",
  "mask_w": 264,
  "mask_h": 264
}]
</instances>
